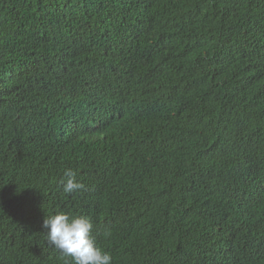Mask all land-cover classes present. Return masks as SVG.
<instances>
[{
    "label": "trees",
    "instance_id": "1",
    "mask_svg": "<svg viewBox=\"0 0 264 264\" xmlns=\"http://www.w3.org/2000/svg\"><path fill=\"white\" fill-rule=\"evenodd\" d=\"M59 212L111 264H264V0H0V264H74Z\"/></svg>",
    "mask_w": 264,
    "mask_h": 264
},
{
    "label": "clouds",
    "instance_id": "2",
    "mask_svg": "<svg viewBox=\"0 0 264 264\" xmlns=\"http://www.w3.org/2000/svg\"><path fill=\"white\" fill-rule=\"evenodd\" d=\"M76 172L67 168L61 181L65 193L86 190L84 183L76 178ZM47 241L63 256L70 257L74 264H111L113 257L99 247L91 236L92 222L85 216H69L59 212L44 217Z\"/></svg>",
    "mask_w": 264,
    "mask_h": 264
}]
</instances>
